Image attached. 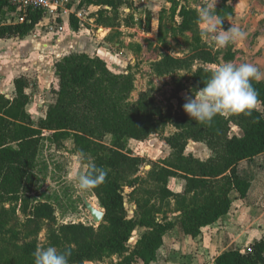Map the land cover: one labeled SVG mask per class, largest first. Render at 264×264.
I'll return each instance as SVG.
<instances>
[{
    "label": "trees",
    "instance_id": "16d2710c",
    "mask_svg": "<svg viewBox=\"0 0 264 264\" xmlns=\"http://www.w3.org/2000/svg\"><path fill=\"white\" fill-rule=\"evenodd\" d=\"M170 2L172 20H179L171 28V36L182 38L186 50L181 57L173 56L160 30L158 37L166 53L149 63L150 74L164 78L189 73V87L180 89L188 96L203 88L214 71L208 66L218 63L222 51L201 35L197 8L182 0ZM227 2L222 0L216 10L222 18L234 12ZM131 6L132 0H78L75 9L96 7L90 17L97 27L111 29L106 40L113 42L120 34L119 10ZM14 10L7 0H0V40L23 39L42 19L41 12H28L23 22L14 23ZM69 25L74 31L80 28L74 15L69 17ZM226 59L231 56L226 54ZM13 84L12 99L0 94V264H34L42 224L46 226L43 247L70 250L69 264L104 263L113 255L118 260L109 264H152L158 260L164 237L178 225L185 236L195 239L230 212L232 193L236 199H244L250 183L238 174V165L264 154L262 81L252 82L259 103L250 116H216L210 125L195 122L183 111L185 97L177 99L174 114L164 111L151 91L132 101L133 74H115L102 59L84 53H71L54 62L50 86L54 102L36 125L25 109L30 102L25 93L27 78L20 76ZM167 125L174 129L163 138L169 156L152 164L145 177L139 176L144 161L127 149L126 142H143ZM232 127L239 134H231ZM45 132L54 144L72 138L75 152L88 153L97 166L108 170L105 181L91 190L104 212L96 229L83 223L57 224L52 204L33 201L34 169ZM107 136L109 145L104 143ZM189 142L204 144L211 155L199 159L186 153ZM170 179L182 182L180 192L169 188ZM125 187L132 189V218L125 209ZM138 228L145 232L129 250L128 242ZM214 264H264V236L249 251L221 253Z\"/></svg>",
    "mask_w": 264,
    "mask_h": 264
},
{
    "label": "rangeland",
    "instance_id": "374dc122",
    "mask_svg": "<svg viewBox=\"0 0 264 264\" xmlns=\"http://www.w3.org/2000/svg\"><path fill=\"white\" fill-rule=\"evenodd\" d=\"M171 0H132V6L130 8L123 7L119 10V20L121 26L118 28L124 29L125 35L121 33L114 38L113 42L119 43V46H112L110 49L116 56V63L111 65L109 69L118 74H126L128 71L134 76V91L131 94V100H137L138 96L145 92L151 91L156 103L163 108L164 111L171 110L174 114L178 111L179 97H186L187 94L184 90H180L181 87H189L190 74L180 72L174 76L156 78L150 74L149 63L159 58L166 50L160 44L158 32L161 30L165 35V38L170 43L171 54L176 57H181L185 52L186 47L183 44V40L180 37L174 39L171 35V28L179 21L178 18L172 20L171 17ZM206 0H182V4L197 8L204 4ZM222 0H217L216 10L220 6ZM226 5H230L233 8V15L225 20L223 27L227 30L230 26L241 27V24L248 21V26L261 28L264 31V0H228ZM95 10L89 9L86 13L87 19H83L80 23V28L89 30L91 36L96 38V35L102 34L100 28L94 24V19L90 17V14ZM49 20L43 19V24H47ZM68 24V23H66ZM133 31H131V30ZM111 30V29H110ZM29 41L36 37L40 42L46 40L52 43L55 36L53 32H49L46 28L36 27L29 34ZM130 38L128 45L124 44L126 41L124 38ZM204 40L208 42L205 38ZM209 43V42H208ZM211 44V43H209ZM212 45V44H211ZM10 47V46H9ZM8 47V48H9ZM214 47V46H213ZM217 49L216 47H214ZM13 54L16 52V47L10 48ZM224 49V50H223ZM222 48L223 53L219 56L217 64L208 66L211 69L224 62L229 61L226 59V54H229ZM8 50V49H7ZM226 50V51H225ZM11 52L7 51V55ZM42 50H38L36 60L29 67L28 71L18 70L14 72L5 82L3 86L7 89L11 84L12 77H18L24 75L28 80V88L26 92L30 95L31 107L29 108L32 113L34 111V124L45 115L46 110L53 104L54 97L50 93L51 77H50V64L42 60ZM19 73V75H18ZM264 83V79L261 80ZM9 95L14 94V88L9 90ZM174 129L167 125L163 131L157 134L151 135L147 140L143 142L127 141L126 147L134 156L141 157L143 164L140 167L139 176L145 177L152 164H160V162L169 156L170 149L163 141V138L172 134ZM231 134H239V130L232 127ZM44 138L41 141L38 156L36 159V165L34 172L37 176V185L31 194L33 201H43L52 204L55 208V217L57 224H69V223H83L85 225L93 226L95 229L99 224L93 222L90 214L87 212L83 205L82 197L88 199L91 204L95 205V208L103 211L97 199L94 197L91 191L81 192L75 186V181L72 179L73 160L72 155L75 153L72 138L62 140L58 144H54L49 140V133L43 134ZM111 142L110 136L104 139V143L109 145ZM186 153L195 155L199 159H206L211 155L210 151L202 143L189 144L186 148ZM252 162V161H248ZM249 174H246V170L241 169V175L248 176L250 182V196H253L257 190V183L253 177L252 168H249ZM258 171H264V164L257 166ZM83 171V169H81ZM254 178V179H253ZM180 180L171 179L168 186L172 190H176L180 184ZM132 189L125 187L123 189L125 209L127 211L128 218H132L134 214L135 205L133 203ZM256 194V193H255ZM260 196V195H259ZM20 219L23 218L19 214ZM41 231L37 236L38 248L43 247L45 237V225H41ZM145 232L144 229H136L131 239L128 242L129 250H132L137 243L138 239ZM33 238H30L32 240ZM118 257L113 255L107 258L104 263L97 261H87L84 264H109L116 262ZM158 261V260H157ZM156 261V262H157Z\"/></svg>",
    "mask_w": 264,
    "mask_h": 264
},
{
    "label": "crops",
    "instance_id": "0c3cea01",
    "mask_svg": "<svg viewBox=\"0 0 264 264\" xmlns=\"http://www.w3.org/2000/svg\"><path fill=\"white\" fill-rule=\"evenodd\" d=\"M89 9L97 10L96 7H90L87 11ZM58 22L61 30L56 29V32L53 33L55 39H53L52 43L46 40L39 42L36 37L29 41V35L23 39L0 40V94L7 99L14 97L15 90L13 96L9 95L8 92L14 88L13 81L24 75H19L18 73V77H12L11 84L8 85L7 89L3 86V82L18 70L28 71L29 67L27 65L30 66L34 63L38 50H42L43 54H45L41 56L42 60L50 64L51 83L53 81L54 62L71 53H84L89 57L97 56L106 63L108 68L116 63V56L110 49H112V46H119V43L106 40L111 31L110 29L100 28L103 33L93 38L87 29L79 28L74 31L69 25V20L65 17ZM247 24L248 21H245L240 27L247 33L244 45L238 47L230 44L226 47L227 52L231 56L229 61L236 63L249 62L257 66L261 72H264V31L259 27H255V25L249 27ZM123 28L119 30L122 36L125 35L123 30H127V28ZM124 39L126 40L124 44L128 45L130 38ZM11 46L16 47L14 54L12 53L13 50L10 51ZM7 51L11 52V56L7 55ZM113 73L118 74L116 72ZM48 86H51V84ZM25 93L28 94L26 90ZM31 101L30 97V102L25 109L34 121L36 112L32 113L29 109ZM44 116L42 115V118ZM129 141L133 142L135 140ZM189 144L198 143L189 142ZM260 164H264V154L254 158L252 162L243 161L238 165V174L249 183L251 181L248 176L246 178L241 175V169L246 170V174H249V168H252L251 172L255 178L253 179L257 183L256 194L254 193L253 196H250V189L246 197L240 200L236 199L235 193H232L233 205L230 212L214 225L204 228L195 239L185 236L178 225L164 237V244L159 251L158 261L152 264H214L215 257L221 253L233 249L244 251L255 241L260 240L264 236V171L256 170ZM181 189L182 182L173 191L180 192Z\"/></svg>",
    "mask_w": 264,
    "mask_h": 264
},
{
    "label": "clouds",
    "instance_id": "9594fccd",
    "mask_svg": "<svg viewBox=\"0 0 264 264\" xmlns=\"http://www.w3.org/2000/svg\"><path fill=\"white\" fill-rule=\"evenodd\" d=\"M216 4L217 0H206L198 7L196 23L201 35L217 49L230 44L242 47L247 33L238 26L225 30V20L218 15ZM261 79L264 72L252 63L224 62L211 73L203 88L185 97L183 111L195 122L208 125L216 116H250L259 103L252 82ZM72 160V179L79 191H91L105 181L108 170L97 166L88 153L77 150ZM70 254V250L60 251L53 245L39 247L33 253L34 264H69Z\"/></svg>",
    "mask_w": 264,
    "mask_h": 264
},
{
    "label": "built area",
    "instance_id": "2783aa9c",
    "mask_svg": "<svg viewBox=\"0 0 264 264\" xmlns=\"http://www.w3.org/2000/svg\"><path fill=\"white\" fill-rule=\"evenodd\" d=\"M8 4L15 10L12 13L14 23L23 22L28 12H41L42 19L35 27L46 28L49 32L61 30L59 20L64 17L69 20L71 15L81 23L87 19V10H76L78 0H7ZM48 19L47 24H43V19ZM249 251V248H247Z\"/></svg>",
    "mask_w": 264,
    "mask_h": 264
},
{
    "label": "water",
    "instance_id": "95a60500",
    "mask_svg": "<svg viewBox=\"0 0 264 264\" xmlns=\"http://www.w3.org/2000/svg\"><path fill=\"white\" fill-rule=\"evenodd\" d=\"M83 200V205L87 212L90 214L92 220L96 224H100L102 221V218L104 216V212L96 209L89 201L87 198L82 197Z\"/></svg>",
    "mask_w": 264,
    "mask_h": 264
},
{
    "label": "bare ground",
    "instance_id": "6f19581e",
    "mask_svg": "<svg viewBox=\"0 0 264 264\" xmlns=\"http://www.w3.org/2000/svg\"><path fill=\"white\" fill-rule=\"evenodd\" d=\"M94 207H95V205L94 204H92Z\"/></svg>",
    "mask_w": 264,
    "mask_h": 264
}]
</instances>
